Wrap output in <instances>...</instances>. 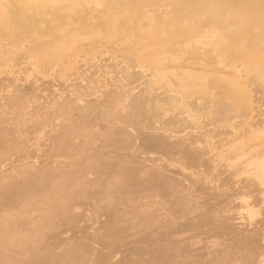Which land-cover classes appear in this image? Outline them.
Segmentation results:
<instances>
[{
  "label": "bare ground",
  "instance_id": "6f19581e",
  "mask_svg": "<svg viewBox=\"0 0 264 264\" xmlns=\"http://www.w3.org/2000/svg\"><path fill=\"white\" fill-rule=\"evenodd\" d=\"M18 39L0 264H264V0H0Z\"/></svg>",
  "mask_w": 264,
  "mask_h": 264
},
{
  "label": "rangeland",
  "instance_id": "374dc122",
  "mask_svg": "<svg viewBox=\"0 0 264 264\" xmlns=\"http://www.w3.org/2000/svg\"><path fill=\"white\" fill-rule=\"evenodd\" d=\"M157 1V0H156ZM159 1V0H158ZM168 1V0H167ZM160 2H163L162 4L161 3H159L158 2V4H161L162 6H163V4H166V3H164V1H160ZM165 2H166V0H165ZM161 5H156V7H159L158 9H160V7H162ZM256 5V4H255ZM257 6H259V5H257ZM256 7V6H255ZM258 8V7H257ZM157 9V8H156ZM157 9V10H158ZM146 10V9H145ZM146 11H148V10H146ZM261 12V11H260ZM240 14H238V16H240L239 18H241V20L242 21H240V19L239 20H237L238 22L240 21V22H243L242 24H244V23H247L246 22V20L248 21V25L249 24H253L254 22H255V20L254 19H252L251 18V20H250V22H249V20L248 19H250V18H248V15L247 16H245L246 14H245V11H240L239 12ZM258 14H260L259 13V11L257 12ZM262 13H263V11H262ZM184 14V15H183ZM241 14H243V15H241ZM255 15V16H259L260 18H262L260 15ZM181 16V17H180ZM184 16V18H186L185 16V13H182V14H180L179 15V17L180 18H182ZM242 16V17H241ZM244 17V18H243ZM243 18V19H242ZM248 18V19H247ZM185 20V19H184ZM233 21V20H232ZM235 21V20H234ZM245 21V22H244ZM247 25V24H246ZM247 25V26H248ZM244 26V25H243ZM247 26H245L246 28H247ZM231 27V26H230ZM233 27V26H232ZM231 27V28H232ZM250 27V26H249ZM244 31V30H243ZM245 33L246 32H248V31H244ZM244 32L242 33V36L243 35H245L244 34ZM247 35V34H246ZM22 42V43H21ZM24 41H22V40H16V42H15V44H9L8 42H7V40H1L0 41V78H1V76L3 77V76H7V75H12V72L14 71V69H16L15 67H13V65H16L17 64V62H23L22 64H26L27 63V61H28V58H26L25 56V53H27L26 51V46L24 47ZM22 45V46H21ZM32 46V45H31ZM31 46H29L30 48H31ZM33 54V53H32ZM24 57L26 58V59H24ZM26 61V62H25ZM25 62V63H24ZM3 63V64H2ZM137 71H139V70H137ZM2 79V78H1ZM144 79V78H143ZM263 108V106L260 108V109H262ZM256 114V113H255ZM255 114H252V115H255ZM262 126V125H261ZM223 221L224 222H222L223 224L222 225H225V226H228V228L229 227H235V224L234 223H232L231 221H229V219H228V217H224L223 218ZM232 230V229H231Z\"/></svg>",
  "mask_w": 264,
  "mask_h": 264
}]
</instances>
